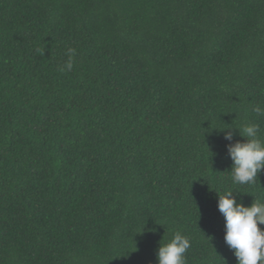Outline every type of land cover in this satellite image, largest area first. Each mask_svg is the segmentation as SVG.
<instances>
[{"label": "trees", "instance_id": "obj_1", "mask_svg": "<svg viewBox=\"0 0 264 264\" xmlns=\"http://www.w3.org/2000/svg\"><path fill=\"white\" fill-rule=\"evenodd\" d=\"M257 105L264 0H0V264H158L176 231L237 264L218 195L264 170L234 185L221 129L264 138Z\"/></svg>", "mask_w": 264, "mask_h": 264}, {"label": "clouds", "instance_id": "obj_2", "mask_svg": "<svg viewBox=\"0 0 264 264\" xmlns=\"http://www.w3.org/2000/svg\"><path fill=\"white\" fill-rule=\"evenodd\" d=\"M68 59L59 70L71 71L74 66L75 49H68ZM259 116H264V107L257 105L252 109ZM233 127L227 125L224 139L228 156L232 161L231 179L234 185H252L264 170V138L260 136V126L255 123L244 124L239 135L244 142L233 143ZM218 211L225 220L224 243L233 252L237 264H264V201L255 200L251 206L238 203L232 191L218 195ZM144 228V227H143ZM191 241L176 231L170 242L161 243L157 251L158 264H186V253Z\"/></svg>", "mask_w": 264, "mask_h": 264}]
</instances>
